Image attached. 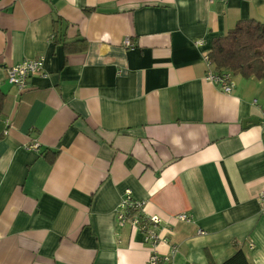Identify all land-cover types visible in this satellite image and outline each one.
I'll return each instance as SVG.
<instances>
[{"label":"crops","instance_id":"1","mask_svg":"<svg viewBox=\"0 0 264 264\" xmlns=\"http://www.w3.org/2000/svg\"><path fill=\"white\" fill-rule=\"evenodd\" d=\"M248 19L264 0H0V264H147L127 190L173 264H264V79L205 80L213 39ZM40 56L45 76L9 82Z\"/></svg>","mask_w":264,"mask_h":264},{"label":"built area","instance_id":"2","mask_svg":"<svg viewBox=\"0 0 264 264\" xmlns=\"http://www.w3.org/2000/svg\"><path fill=\"white\" fill-rule=\"evenodd\" d=\"M214 0H210L212 2ZM52 40L55 36L52 35ZM202 41H197V46H202ZM125 46L131 47L129 39L125 40ZM205 63L208 67L205 80L212 83L222 93L230 94L235 86L234 77L228 72L222 74L214 73L211 68V62L208 55L205 56ZM9 82L16 86L20 91H25L29 88V81L32 77L40 75L45 76V57L40 56L32 60H25L17 65L11 66L7 70ZM31 149L39 150V143L31 145ZM258 203L260 210L264 212V191L258 195ZM145 204L142 201H137L132 196V191L127 190L123 197V200L118 206L117 216L120 223L130 224L134 229L143 235L144 244L149 246L150 252L147 264H173V255L177 252V247H173L170 255H161L158 251V245L162 241L158 232L159 225L162 219L157 215H146ZM175 219L179 222H191L192 217L186 213H181L175 216ZM203 234V232H200Z\"/></svg>","mask_w":264,"mask_h":264},{"label":"trees","instance_id":"3","mask_svg":"<svg viewBox=\"0 0 264 264\" xmlns=\"http://www.w3.org/2000/svg\"><path fill=\"white\" fill-rule=\"evenodd\" d=\"M55 31V39H59ZM62 39V37H61ZM71 51L79 49L69 48ZM214 73L228 72L234 76L264 79V22L254 19L241 20L226 35L213 39L207 53ZM4 96L0 94V114L3 110ZM57 153L47 154L53 164ZM223 264H247L242 250Z\"/></svg>","mask_w":264,"mask_h":264},{"label":"water","instance_id":"4","mask_svg":"<svg viewBox=\"0 0 264 264\" xmlns=\"http://www.w3.org/2000/svg\"><path fill=\"white\" fill-rule=\"evenodd\" d=\"M249 121H247L245 124L247 125Z\"/></svg>","mask_w":264,"mask_h":264}]
</instances>
